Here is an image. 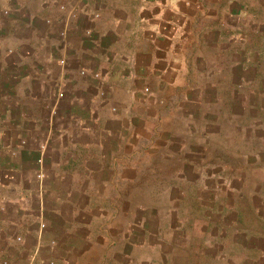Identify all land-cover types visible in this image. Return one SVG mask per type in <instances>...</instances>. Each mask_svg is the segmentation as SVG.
<instances>
[{"label": "crops", "instance_id": "obj_1", "mask_svg": "<svg viewBox=\"0 0 264 264\" xmlns=\"http://www.w3.org/2000/svg\"><path fill=\"white\" fill-rule=\"evenodd\" d=\"M261 165L264 0H0V261L264 264Z\"/></svg>", "mask_w": 264, "mask_h": 264}, {"label": "rangeland", "instance_id": "obj_2", "mask_svg": "<svg viewBox=\"0 0 264 264\" xmlns=\"http://www.w3.org/2000/svg\"><path fill=\"white\" fill-rule=\"evenodd\" d=\"M255 168H257V167H255ZM263 168H264V165L258 166V169H255V172L261 173L262 170H264ZM263 187H264V183H263ZM258 214H260V217L254 224H255V227L260 228L264 232V206L262 209L259 210ZM262 237H263V239L258 240V242H256L255 244L262 246V248L264 249V235L263 234H262ZM263 262H264V253H263ZM0 263H2V261H0Z\"/></svg>", "mask_w": 264, "mask_h": 264}, {"label": "built area", "instance_id": "obj_3", "mask_svg": "<svg viewBox=\"0 0 264 264\" xmlns=\"http://www.w3.org/2000/svg\"><path fill=\"white\" fill-rule=\"evenodd\" d=\"M63 94L61 93V96H62ZM20 239V238H19ZM2 263L3 264H8V261L7 260H4V261H2Z\"/></svg>", "mask_w": 264, "mask_h": 264}]
</instances>
